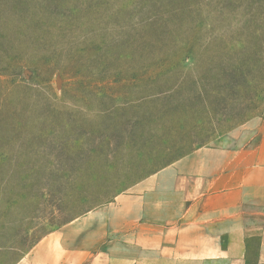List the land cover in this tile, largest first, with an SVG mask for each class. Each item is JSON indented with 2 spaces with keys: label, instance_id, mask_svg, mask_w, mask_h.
<instances>
[{
  "label": "rangeland",
  "instance_id": "374dc122",
  "mask_svg": "<svg viewBox=\"0 0 264 264\" xmlns=\"http://www.w3.org/2000/svg\"><path fill=\"white\" fill-rule=\"evenodd\" d=\"M264 119V0H0V264Z\"/></svg>",
  "mask_w": 264,
  "mask_h": 264
},
{
  "label": "crops",
  "instance_id": "0c3cea01",
  "mask_svg": "<svg viewBox=\"0 0 264 264\" xmlns=\"http://www.w3.org/2000/svg\"><path fill=\"white\" fill-rule=\"evenodd\" d=\"M39 239L14 264H264V119Z\"/></svg>",
  "mask_w": 264,
  "mask_h": 264
}]
</instances>
